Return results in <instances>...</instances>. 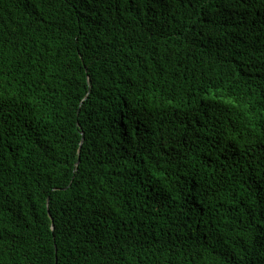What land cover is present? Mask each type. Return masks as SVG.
Here are the masks:
<instances>
[{
  "label": "trees",
  "instance_id": "obj_1",
  "mask_svg": "<svg viewBox=\"0 0 264 264\" xmlns=\"http://www.w3.org/2000/svg\"><path fill=\"white\" fill-rule=\"evenodd\" d=\"M0 264H264V0H0Z\"/></svg>",
  "mask_w": 264,
  "mask_h": 264
},
{
  "label": "water",
  "instance_id": "obj_2",
  "mask_svg": "<svg viewBox=\"0 0 264 264\" xmlns=\"http://www.w3.org/2000/svg\"><path fill=\"white\" fill-rule=\"evenodd\" d=\"M79 159L77 160L76 164L78 163Z\"/></svg>",
  "mask_w": 264,
  "mask_h": 264
}]
</instances>
